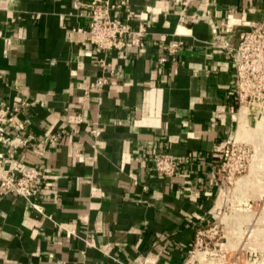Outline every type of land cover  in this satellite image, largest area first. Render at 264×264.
I'll list each match as a JSON object with an SVG mask.
<instances>
[{
  "label": "crops",
  "instance_id": "crops-1",
  "mask_svg": "<svg viewBox=\"0 0 264 264\" xmlns=\"http://www.w3.org/2000/svg\"><path fill=\"white\" fill-rule=\"evenodd\" d=\"M90 2L0 0V103L38 101L16 116L32 141L12 167L43 174L32 203L0 194V264H184L219 211L217 170L239 140L232 58L264 0H127L112 15L131 10L146 35L110 52L108 84L85 95L103 74L78 32ZM170 40L183 47L159 65ZM162 153L176 177L153 172Z\"/></svg>",
  "mask_w": 264,
  "mask_h": 264
},
{
  "label": "built area",
  "instance_id": "built-area-1",
  "mask_svg": "<svg viewBox=\"0 0 264 264\" xmlns=\"http://www.w3.org/2000/svg\"><path fill=\"white\" fill-rule=\"evenodd\" d=\"M127 0H91L86 6L88 10V25L78 32L84 35L83 45H90L95 52L103 57L97 62L102 75L86 85L85 95L100 94L108 84L106 73L110 63L106 59L112 51H121L127 44L139 48L146 30L142 25L132 29L130 20L134 13L129 10L122 21L112 14L122 10ZM183 47L180 40H170L163 48V56L158 58V64L167 62L168 57L175 56ZM234 73V96L239 110L243 107H256L264 104V21L253 30L241 35L240 42L232 58ZM38 103L37 100H23L14 106L0 103V148L3 147L4 156H0V194H15L27 202L39 196L38 181L42 178V171L35 167L16 170L12 167L15 152L29 147L32 136H21L11 131L16 127V116ZM81 121V118H78ZM21 127V126H20ZM52 138L51 142H56ZM43 143V142H41ZM250 149L244 143L233 141L225 150L218 175L229 169V178L240 173L249 161ZM251 159V158H250ZM180 162L168 153L160 154L154 161L153 172L161 178L176 177L180 170ZM137 183H135L136 185ZM147 190V186L142 187ZM199 230L196 234H200ZM190 263V262H189ZM185 264H188L186 262Z\"/></svg>",
  "mask_w": 264,
  "mask_h": 264
},
{
  "label": "rangeland",
  "instance_id": "rangeland-1",
  "mask_svg": "<svg viewBox=\"0 0 264 264\" xmlns=\"http://www.w3.org/2000/svg\"><path fill=\"white\" fill-rule=\"evenodd\" d=\"M250 109L253 130H245L249 108H242L237 131L249 161L232 178L228 168L218 175L219 211L196 234L184 264H264V104Z\"/></svg>",
  "mask_w": 264,
  "mask_h": 264
},
{
  "label": "bare ground",
  "instance_id": "bare-ground-1",
  "mask_svg": "<svg viewBox=\"0 0 264 264\" xmlns=\"http://www.w3.org/2000/svg\"><path fill=\"white\" fill-rule=\"evenodd\" d=\"M243 108H249V107H243ZM241 109H242V108H241ZM241 109H240V110H241ZM235 142H236V143H241V142H239L238 140H235Z\"/></svg>",
  "mask_w": 264,
  "mask_h": 264
}]
</instances>
